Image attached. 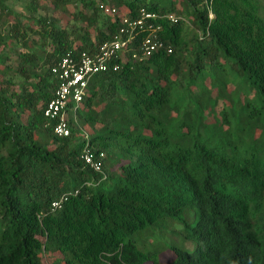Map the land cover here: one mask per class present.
I'll list each match as a JSON object with an SVG mask.
<instances>
[{
	"label": "trees",
	"instance_id": "1",
	"mask_svg": "<svg viewBox=\"0 0 264 264\" xmlns=\"http://www.w3.org/2000/svg\"><path fill=\"white\" fill-rule=\"evenodd\" d=\"M141 11L152 17L57 137L43 116L52 69L96 54ZM147 38L162 48L144 57ZM229 60L248 93L222 75ZM208 74H221L217 95ZM51 256L264 264V0H0V264Z\"/></svg>",
	"mask_w": 264,
	"mask_h": 264
},
{
	"label": "built area",
	"instance_id": "2",
	"mask_svg": "<svg viewBox=\"0 0 264 264\" xmlns=\"http://www.w3.org/2000/svg\"><path fill=\"white\" fill-rule=\"evenodd\" d=\"M104 14L113 15L116 11L107 7L101 8ZM141 19L130 22L126 17H121L120 21L124 27H121L118 34L110 41L101 44L98 52L92 56L81 53L77 58L65 57L52 73L58 79V88L53 98L46 105L43 116L55 123L53 132L57 137L65 138L70 134V127L67 121V111H75L81 103L84 92L91 78L101 72H105L112 59H115L127 46L134 29H141L143 18L149 19L152 16L141 11ZM210 17H212L210 15ZM173 21V19H171ZM158 29V28H157ZM154 39H146L143 42L144 57L151 52L162 48V44ZM86 164L95 172L100 170V164L92 160V157L86 152L83 156Z\"/></svg>",
	"mask_w": 264,
	"mask_h": 264
},
{
	"label": "rangeland",
	"instance_id": "3",
	"mask_svg": "<svg viewBox=\"0 0 264 264\" xmlns=\"http://www.w3.org/2000/svg\"><path fill=\"white\" fill-rule=\"evenodd\" d=\"M160 5L161 6H163L164 4L163 3H160ZM14 11H16V10H14ZM53 14V16L54 17H56L57 18V15H56V13H52ZM61 17V16H60ZM61 19L62 20H65V19H63V17H61ZM231 64H232V61L231 60H229L228 62H226L223 66H222V75L226 78V79H229L230 81H232V84L234 83L235 85H237L238 87V90H240L241 91V93H248L249 92V83H247V82H244L243 80H242V78H240V77H238L237 76V73L234 71V70H232V68H231ZM220 76H217V75H212V74H208V77H207V81H206V83H207V85H209V84H211L212 86V88H213V92H214V95H217V93L214 91V90H216L217 89V87H218V83H220L221 81H222V78H221V74H219ZM213 79H215L216 81H212ZM211 82H213V83H211ZM232 89H234L232 86H228V91L230 92V94H231V91H233ZM227 99V98H226ZM226 99H224V100H220L218 103H217V107H216V111H219V110H221V108H223V104H226L227 103V101H226ZM243 99V98H242ZM214 117H215V115L214 114H212L211 112H209V115H208V122H213V120H214ZM108 185V184H107ZM150 241V240H149ZM160 258L162 259V260H169L170 258H171V255H170V253L169 252H163L161 255H160ZM51 259H53L52 258V256H51V258H46L45 259V261H44V263L45 264H48V263H50L51 262Z\"/></svg>",
	"mask_w": 264,
	"mask_h": 264
}]
</instances>
